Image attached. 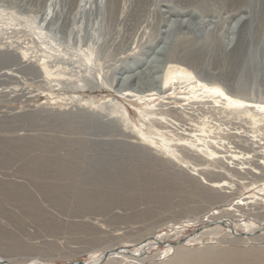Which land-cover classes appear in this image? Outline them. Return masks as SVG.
<instances>
[{"label": "rangeland", "instance_id": "1", "mask_svg": "<svg viewBox=\"0 0 264 264\" xmlns=\"http://www.w3.org/2000/svg\"><path fill=\"white\" fill-rule=\"evenodd\" d=\"M196 1L125 0L124 10L116 11L121 14L115 15L117 19L122 18L116 24L111 20L106 23L97 8L90 10L91 23L98 28L94 32L100 36L94 59L100 57L97 61L102 64L100 68L93 65L86 95L97 104L108 96L116 97L128 115L131 130L147 149L161 150L163 145L154 135L160 127L141 115L143 110H153L161 121L174 122L162 129L171 130L175 137L194 140V145L200 147H204L197 140L202 124L207 129L212 126L210 130L216 132V138L206 141L211 139L212 146L220 149L218 156L194 154L177 159L168 154L155 158L142 152L143 147L135 146L134 138L122 134L117 122L79 120V109L83 108L73 107L78 103L76 99L74 103L66 102L74 89L44 80L36 70L27 68L45 60L43 51L50 36L60 38L68 29L72 31L71 39L76 35L82 19L75 7L63 0H0V258L11 264H69L76 260L90 263L106 250L129 245L121 250L130 251L145 237L161 234L163 243L151 246L139 260L126 262L120 258L104 263L264 264L261 231H254L247 239L240 238L241 228L236 229L237 236L215 226L187 245L169 244L198 233L207 219L222 214L233 216L239 224H248L249 230L260 222L264 225V127L259 129L245 114L246 109H252L258 119H263V81L249 74L242 77L239 70L230 77L223 76L227 64L218 62L220 54L216 53L214 66L209 65L207 71L204 67L201 75L195 73L202 82L206 83V78L208 82L217 81L222 94L195 93L186 82H168L167 92L157 93L146 81L131 82L120 93L115 84L109 83L108 71L116 60L145 62L156 57L162 63L163 56L156 52L163 47L166 36L172 42L186 37L185 40L205 44L212 36V47L218 36H229L224 29L237 31L239 16L224 21L225 0H209V11L191 14ZM163 8L186 10L185 20L199 21V26L186 22L181 29L176 24L175 27L173 18L168 20L162 13ZM69 11L73 12L68 14ZM216 22L218 27L223 24L219 32L214 29ZM224 42L227 45L228 39ZM60 43L66 52L64 59L58 56L62 64L56 60L49 64L86 73V66L76 63L69 54L77 47L64 40ZM99 45L101 50L97 49ZM177 46L181 49L182 45ZM204 55L207 59L208 52ZM143 64L130 73L143 69ZM213 71L221 72L217 75L221 77L217 79ZM122 73L120 70L119 75ZM257 105L263 109L257 110ZM73 138L98 142L78 146L70 141ZM253 163H260L263 170ZM39 164H44L45 169ZM200 165L204 169L199 170ZM253 171H257L255 176L251 175ZM209 182L218 186H210Z\"/></svg>", "mask_w": 264, "mask_h": 264}, {"label": "bare ground", "instance_id": "2", "mask_svg": "<svg viewBox=\"0 0 264 264\" xmlns=\"http://www.w3.org/2000/svg\"><path fill=\"white\" fill-rule=\"evenodd\" d=\"M63 1L67 4L69 3V6H71V7L72 6L75 7L76 12H79L81 14L80 18L82 19V22L79 26H77L76 29L81 30L80 28L83 27V30L82 31L78 30L76 32V35L74 34V37L72 39L70 38V34H72V31L69 29L64 31V34H62V36L60 35L61 36L60 38L57 37L56 35H55V38H51V36H50L49 41L47 43V46L45 47V49L43 51V54H45V56H43L45 60H43L39 64L35 63V65H33V64L30 66L28 65L27 68H30L31 70H36V72H38L37 75L40 78H43L44 80H48V79L53 80V81H56L57 84H59L61 86L65 85V86H68V87L74 89L75 93L72 95H70V94L67 95V101L66 102H71V103L73 102L74 103L77 101L78 103L74 104L73 107L75 106V109H76V107L77 108H80V107L83 108V109H79V112H82L78 116L79 120L84 121L85 123L97 121L99 119L100 120L105 119L106 121H109V122H117L121 125L120 130H121L122 134H124L127 137L129 136L131 138H134L135 139L134 140L135 146L140 145L143 147L144 143L142 141H140L139 137L136 136L133 133V131L131 130L132 127L130 126L131 122L129 123L128 115L117 104V101H116L117 98L116 97L115 98H109V96H108V99H104L100 104H97L92 100L90 95L85 94V92H88L90 87H91L90 83H89L91 80L89 74H91V71L94 68L93 65H96L98 68H100L101 64H102L101 62H98L101 59L100 57H97L98 61L94 59V53L93 52L95 51V48H96L95 45H97L100 41V36H98L94 32V31H97L98 28L91 23V19H90L91 11L90 10L93 7L97 8L98 13L100 14V16L104 17L106 23H107V21L110 22V20L113 22H115V21L118 22L119 18L117 19V17L121 16V14L118 15L116 13V11H123L124 10L125 0H63ZM208 2H209V0H197L195 4L193 3L192 9L194 11H192L190 13L196 14L197 12H200V11H209V9H208L209 3ZM224 2L226 3L225 6H227L226 17L224 20L225 22L230 20V19L232 21V19L236 18V16H239L237 21H236V24H239L237 31H235V28H228L227 30L224 29L225 30L224 33L229 35V36H227V37L223 36L224 38L221 37V35L218 36L220 38H218V40H216V42L213 41L214 44H212V47H211V42H212L211 40H213L212 36H211V38L208 39L209 42L206 44L205 43H197V42L192 41V40L191 41L185 40L186 37H185V39H182V41L180 40L181 38L179 37L180 41L176 40V41L172 42L169 38H166L167 37L166 36L165 39L163 38L165 40L162 43V45L164 44L163 47L160 46L161 48H159L158 51L155 50V51H157L156 54L158 56H163L162 57L163 58L162 63L159 64V61L156 57L155 58L153 57L154 59H152L150 61L147 60L145 62L142 61V59H135L133 61L131 59H129V61L124 59L121 62L119 60H116L112 64L113 67L111 66V70L108 71L109 75H110V79H109L110 85L115 84V87H117V91L122 93V90L126 89L127 85L130 84L131 82L146 81V83L149 84L147 86L150 89L157 90V93H163L164 91H166L165 85L168 82H171V83L175 82V84H178L177 82H186L187 87H189L192 92L196 93V92L203 91L202 93H204V95H208L210 93L215 95V94H217V92L221 91L220 86L217 84L218 82L217 81L208 82L207 78H206V81H207L206 83L202 82L197 78L196 73H198V74L200 73L199 75H201V73H203V71H204V67L206 68V71H207V69H209V65L214 66L213 64L217 63L216 55H215L216 53L220 54V56L217 57L218 62L222 61L223 64H227L226 65L227 69L224 67L226 69V71L223 74V76H229L230 77L231 75H233V72L236 73V71L239 70L240 71L239 75H241L242 77L245 74H249V76H251L252 78H255L256 80L263 81V83H264V0H228V1L225 0ZM161 11L165 15V17L168 18V20L170 18H173L172 23L174 25L176 24L177 27H179L180 29H181V26H183L186 22L189 24V26L190 25L191 26H194V25L199 26V23H200L199 21L196 22V20H194V21L185 20L184 17L186 16V10H182V9L176 10V9H170V8L164 9L163 8V9H161ZM72 12L73 11H69L68 14L72 13ZM121 13H123V12H121ZM203 13H205V12H203ZM116 14L118 15L117 17L115 16ZM191 14L188 13V15H190V16H191ZM243 14H245V15H243ZM73 16H74V18H76L75 14ZM197 16H198V14H197ZM192 18L195 19V17H193V16H192ZM119 20H122V18ZM169 23L170 22H168L167 25ZM115 24H116V22H115ZM57 25H58V22H57ZM110 25H112V23ZM176 25H175V27H176ZM222 25L220 27H218L217 22H216L214 25V29L217 28V31H218V30L222 29V27H223ZM206 27H207V25H206ZM167 28L168 27H166V30H167ZM209 28H211V27H209ZM65 32H68L69 35L67 36ZM98 34H99V32H98ZM210 34H212V32H210ZM234 35H235V37H234ZM41 36H43V33ZM44 37H46V36H44ZM154 37H156V36H154ZM101 38H102V36H101ZM172 38H173V36H172ZM182 38H184V37H182ZM225 38L228 39L227 45H225V42H224ZM43 40H44V38H43ZM62 40H64L66 43L71 42L70 45H72V46L74 45L75 47H77V49L76 48L74 49L72 46H70V48L72 47L73 49H71L72 51H70L69 54L71 55V57L73 56V58H76V61H75L76 63H78L79 65L83 64V66L84 65L86 66V73L81 72V74H80V72H76L75 70L70 69L69 67H64V68L60 69L61 66L57 65V63L62 64L60 59L58 58V56H61V58H62L63 56L66 55V52L62 51V49H61V43L60 42ZM66 43H65V45H66ZM105 43H106V41L104 40L103 44H105ZM62 44H64V43H62ZM90 44H91V46L88 49L83 47L84 45H90ZM179 44L182 45L181 49H178L177 45H179ZM100 48L101 47L99 45V47H97V49L101 50L102 48L101 49ZM210 48H211V51L209 50ZM66 50H68V49H66ZM58 52H60V53L58 54ZM205 52L206 53L208 52V55H206L207 59L205 58V55H204ZM179 54H182V55L178 56ZM24 55H23V57H24ZM23 57H21V59ZM136 57H138V56H136ZM63 59H64V57H63ZM55 60L57 63L49 64L50 62L55 61ZM32 62L33 61H30V63H32ZM163 62L165 63V66L163 65ZM88 63H91V66H88ZM142 63H144L143 69H138V70L130 73V71H133V69H137L134 67L140 66ZM220 67H223V65H221ZM211 68H213V67H211ZM120 70L123 71L122 75H119ZM67 71H70V73ZM98 71H99V69H98ZM220 73H217V74L215 73V75H216L215 77L217 79H219L221 77V76L217 77V75ZM213 75L211 78L214 77ZM64 76H66V77L64 78ZM73 77H75V78H73ZM229 81H231V79ZM138 84H139V82H138ZM174 86H176V85H174ZM136 87H137V85H136ZM183 87H185V85ZM230 87H231V85H230ZM170 88L171 87H169V89ZM230 90H231V88H230ZM220 93L222 94V91ZM53 94H55V93H53ZM60 99L62 101L66 98L60 97ZM75 99H76V101H75ZM80 103H82V104H80ZM235 104L236 105L238 104V106L239 105L241 106V103L235 102ZM249 106L250 105H245V107H249ZM256 109L257 110L263 109V106L257 105ZM80 110H82V111H80ZM241 112H243V111H241ZM64 114L69 115V114H71V112L70 113H62L60 115L64 116ZM140 114L143 115L144 117L148 118L152 123H154L160 127V129L157 130V132H155L154 135H158L159 141L163 145V147H161V148H163V149L156 150L155 148H152V147H148L149 149L143 147L142 152L149 153L150 154L149 156H154L156 158V156H159L161 154V156L164 158V156H166V154H168L169 156L171 155L177 159L189 157V156H194V154H195V156H199V154H201V155H203V157H206V158L218 156L220 149L218 147L215 148L212 146L211 139L209 141H206L207 138H212V139L216 138V136L214 135L216 132L212 133V131L210 130V128L212 126L210 124L209 125L211 127L209 126L210 128H208V129H207L206 124H202L200 126V128L197 126L200 130V133L198 135L199 138H197V140H199V142H202L201 146L205 147V149H202L204 147H200V144L194 145V142H195L194 140L189 141L183 137H175L174 134L171 133V130H169V129L163 130L162 128H167L168 126L171 127L174 122H172L170 120L169 121H165V120L161 121L159 117L155 116L156 114L154 113L153 110H143L140 112ZM245 114H246V116H249L251 118L254 125L260 126L259 129H261V126L264 127V117H263V119H258L255 116V115L258 116V114H255V112L253 113L252 109L251 110L246 109ZM243 116H244V114H243ZM182 120H183V118H182ZM111 124H113V123H111ZM259 126H257V128ZM190 132H192V131H190ZM125 133H128V134H125ZM168 134H170V136ZM212 134H213V136H212ZM70 141L77 144L78 146H81L83 144L86 145L88 143H94L93 141L98 142L95 139L92 140V139H87V138H82L81 140H79V139L74 140V138H73V139H70ZM70 141H67V142H70ZM152 142H153L152 144H156L154 141H152ZM55 144L56 143H54V145ZM123 146H125V145H123ZM140 146H138V147H140ZM51 147H52V145H51ZM46 148H48V147H46ZM48 149L50 150L51 148H48ZM191 149L193 151H191ZM45 150L47 151V149H45ZM74 150H76V149H74ZM68 151H69V149H68ZM138 152H140V151H138ZM47 153H48V151H47ZM52 153H53V151H52ZM73 158H74V156H73ZM42 159L44 160V158H42ZM48 162H49V160H48ZM54 163H56V162H54ZM44 164H46V163H44ZM44 164H39L41 166L43 165L42 169H45ZM253 164L255 165L254 167H256V168H259V169L262 168L260 163H253ZM67 166H69V165H67ZM60 167H61V165H60ZM203 167H205V166L200 165L199 170H200V168L204 169ZM195 169H197V168H195ZM67 170H68V168H67ZM262 170H263V168H262ZM197 171H198V169H197ZM256 173H257V171H253L251 173V175L253 174L252 176H255L254 174H256ZM208 184L210 186H218L217 184H214L211 182H209ZM238 205H241V204H238ZM230 219H232L235 223L234 222H232V223L230 222V224L227 223V221L228 220L230 221ZM220 221H222L224 224L223 225L220 224ZM209 222H211V224L207 225ZM238 224L239 223H237V221L234 219V217L229 215V214L225 215V216H223V214H222V215L218 216L217 218H213L211 220L209 218V220L207 219V222L204 224V228L200 229L201 231H199L196 234L193 233L191 236L184 238L183 243L184 244L186 243L185 245H187L188 243L192 242L195 238H197L198 235L200 233H202L204 230H205L204 232H206L207 230H210V229H212V227H215V226L226 229L228 232H233L236 235L238 234L236 229L241 228V234H244V235L243 236L240 235V238L244 237L247 239L248 238L251 239L253 234H254V231H259V232L261 231L260 234L264 235V225H262L261 222L259 224L257 223L258 225H256L254 230L252 229L253 231L249 230L248 224H244V223H243L244 225L243 224L238 225ZM251 227H252V225H251ZM215 229L216 228H214L213 231ZM260 234H258V236ZM160 235H152L150 237H145L143 240L136 242L133 245L132 250H130V251L121 250V249H127L129 247V245H124V246H122V248L106 250L102 253L101 256H99L98 258H95L90 263L83 262V264H102L105 261H106L105 263H107L109 260H117L120 258H121V260H124L126 262H135V261L139 260L137 258H140V256H142V254H144V252H147V250L149 248H151V246L156 245L158 243H163V241L161 240L162 236H160ZM231 236H233V235H231ZM258 238H256V239H258ZM166 247L170 248L169 246H166ZM107 251H108V254L106 255L105 258H103L104 253ZM263 259H264V257H263ZM1 262H7L8 264H11V262H9L8 260L0 258V264H3ZM19 264H21V263H19Z\"/></svg>", "mask_w": 264, "mask_h": 264}, {"label": "water", "instance_id": "3", "mask_svg": "<svg viewBox=\"0 0 264 264\" xmlns=\"http://www.w3.org/2000/svg\"><path fill=\"white\" fill-rule=\"evenodd\" d=\"M209 224H211V222H209L207 225H209ZM220 224H224L222 221H220ZM194 233V232H193ZM192 233V234H193ZM191 234V235H192ZM190 235V236H191ZM240 235H244V234H240ZM184 242V239H180V240H178V241H176V242H170L169 244L170 245H172V246H176V245H180V244H182ZM115 251V250H114ZM108 254V251L107 252H105L104 253V257L103 258H105L106 257V255ZM1 263H3L4 264V262H1ZM69 264H83V262L82 261H79V260H76V261H74V262H70Z\"/></svg>", "mask_w": 264, "mask_h": 264}]
</instances>
